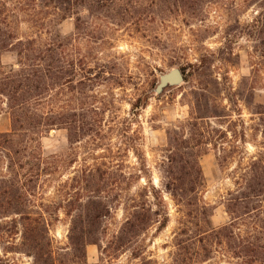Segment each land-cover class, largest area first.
<instances>
[{"label": "trees", "instance_id": "16d2710c", "mask_svg": "<svg viewBox=\"0 0 264 264\" xmlns=\"http://www.w3.org/2000/svg\"><path fill=\"white\" fill-rule=\"evenodd\" d=\"M149 2L154 16L151 38L157 40L163 37L166 24L174 21L204 25L208 10L220 0ZM85 3L86 0H0V96L6 100L11 118L10 132L0 133V246L6 253L28 256L30 264H88L89 246L98 247L101 261L104 254L118 257L134 248V257L141 259L140 264H158L143 258L138 240L153 227L157 226L159 233L168 228V196L180 216L181 227L173 242L175 264H201L213 259L229 264H264V245L257 237L259 227L254 226L248 238H241L235 230L243 217L253 215L259 219L263 213L264 159L254 160L252 168L237 173V190L230 191L225 201L231 222L212 227L211 208L202 197L206 184L199 163L214 139L205 122L210 116H192L188 140L183 139L181 127L168 132L175 152L162 166V189L152 181L137 190L132 188L149 173L146 169L134 174L116 168V156L109 161L105 158L102 167L80 170L73 178L63 180L70 167L66 159L70 147L89 134L100 135L97 121L101 115L108 112L115 119L110 108L104 112L96 104L74 108L67 99L70 88L85 94L87 81L94 82L106 73L82 76L88 64L76 62L67 38L59 32V26L73 18L75 9ZM112 3L116 2L89 1L96 10ZM23 25L28 26L25 31ZM227 51L230 57L235 56L233 46ZM6 54L16 55L17 63L11 68L3 65ZM213 58L209 52L202 53L197 73L211 70ZM220 63L231 62L222 58ZM141 108L138 103L133 105L132 116L137 117ZM53 131H65L70 147L47 154L42 140ZM185 145L194 152H184ZM51 183H55L59 200L45 202L41 190ZM118 210H123L125 219L104 246L103 239L109 235ZM61 211L69 219L70 228L67 250L57 253L51 227L59 219L53 218L55 212ZM9 234L19 238L8 241ZM1 263L9 262L0 258Z\"/></svg>", "mask_w": 264, "mask_h": 264}, {"label": "rangeland", "instance_id": "374dc122", "mask_svg": "<svg viewBox=\"0 0 264 264\" xmlns=\"http://www.w3.org/2000/svg\"><path fill=\"white\" fill-rule=\"evenodd\" d=\"M89 1L79 10L75 9L73 18L63 22L59 32L67 38L70 54L76 62L82 61L79 63L82 66L88 64L82 76L106 73L94 82L86 80L85 94L70 88L67 99L74 108L88 104H96L102 112L110 108L115 119L108 112L101 115L97 121L100 135L89 134L71 147L65 131H53L42 140L45 152L50 154L70 147L66 158L70 167L63 180L73 178L80 170L102 167L105 158L109 161L111 156H116V168L134 174L146 169L149 173L140 182L133 183L132 188L137 190L152 181L155 187L162 189V166L175 152L169 144L168 132L181 127L183 139L188 140L192 116H210L205 122L214 139L199 162L206 184L202 197L211 208L212 227L230 224L225 201L230 191L237 190V173L252 168L254 160L264 159V0H220L208 10L204 25L174 21L166 24L163 37L157 40L151 38L154 16L149 0H112L116 3L100 10L93 9ZM27 27L22 26L24 31ZM231 46L235 50L233 57L225 53ZM205 52L213 54V66L199 74L196 66ZM222 58L229 59L230 65L221 64ZM2 62L11 68L17 63L16 55L6 54ZM174 68L184 70L186 82L157 94L161 76ZM91 69L93 73H88ZM137 103L142 108L139 115L133 117L132 107ZM10 130L7 103L0 96V133ZM187 146L184 152H194ZM54 185L47 184L41 190L45 202L59 200ZM165 200L170 225L161 233L157 232V226L153 227L138 242L144 259L175 264L173 242L181 227L180 216L174 202L168 196ZM262 210L259 219L253 215L243 217L235 230L241 238H248L252 228L258 226L257 237L264 245V203ZM53 218H59L51 227L53 247L61 253L68 248L70 221L63 211L55 212ZM124 219L123 210L115 212L109 235L103 239L104 246ZM15 238L19 237L9 234L6 239L14 242ZM135 252L133 248L111 258L104 254L101 261L98 247L89 246L87 259L88 264H140L141 259H135ZM0 258L8 264L31 263L22 253H6L3 245ZM201 264L229 263L213 259Z\"/></svg>", "mask_w": 264, "mask_h": 264}, {"label": "water", "instance_id": "95a60500", "mask_svg": "<svg viewBox=\"0 0 264 264\" xmlns=\"http://www.w3.org/2000/svg\"><path fill=\"white\" fill-rule=\"evenodd\" d=\"M186 82L184 72L179 68H174L167 74L161 76L160 84L157 86L156 93L162 94L169 87H178Z\"/></svg>", "mask_w": 264, "mask_h": 264}]
</instances>
